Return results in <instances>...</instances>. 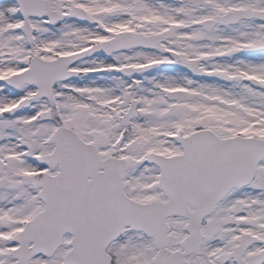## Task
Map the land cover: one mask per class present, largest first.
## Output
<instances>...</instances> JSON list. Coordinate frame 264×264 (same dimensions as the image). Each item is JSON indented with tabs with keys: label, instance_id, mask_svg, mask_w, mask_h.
I'll list each match as a JSON object with an SVG mask.
<instances>
[{
	"label": "snow or ice",
	"instance_id": "1",
	"mask_svg": "<svg viewBox=\"0 0 264 264\" xmlns=\"http://www.w3.org/2000/svg\"><path fill=\"white\" fill-rule=\"evenodd\" d=\"M0 264H264V0H0Z\"/></svg>",
	"mask_w": 264,
	"mask_h": 264
}]
</instances>
